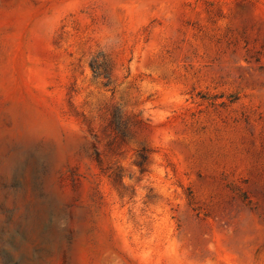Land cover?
I'll list each match as a JSON object with an SVG mask.
<instances>
[{"label": "rangeland", "instance_id": "obj_1", "mask_svg": "<svg viewBox=\"0 0 264 264\" xmlns=\"http://www.w3.org/2000/svg\"><path fill=\"white\" fill-rule=\"evenodd\" d=\"M0 264H264V0H0Z\"/></svg>", "mask_w": 264, "mask_h": 264}]
</instances>
